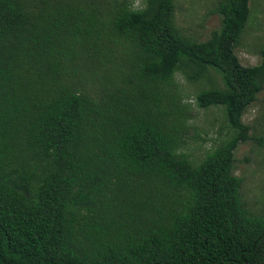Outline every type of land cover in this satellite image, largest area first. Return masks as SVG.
Here are the masks:
<instances>
[{
	"label": "trees",
	"instance_id": "obj_1",
	"mask_svg": "<svg viewBox=\"0 0 264 264\" xmlns=\"http://www.w3.org/2000/svg\"><path fill=\"white\" fill-rule=\"evenodd\" d=\"M204 40L173 0H0V264H264V210L233 172L264 86L234 53L249 0H217ZM222 86L232 133L192 164L175 73ZM225 113V114H224Z\"/></svg>",
	"mask_w": 264,
	"mask_h": 264
},
{
	"label": "rangeland",
	"instance_id": "obj_2",
	"mask_svg": "<svg viewBox=\"0 0 264 264\" xmlns=\"http://www.w3.org/2000/svg\"><path fill=\"white\" fill-rule=\"evenodd\" d=\"M139 5L140 0H132ZM175 23L182 33L204 40L218 27L219 16L213 12L217 0H173ZM250 13L234 53L244 66L259 62L258 51L264 47V0H249ZM176 90L181 103L188 109L189 119L184 144L180 151L192 164L218 146L231 133L221 105L199 108L194 95L201 89L221 87L217 72L209 69L200 79L189 81L175 73ZM225 114V113H224ZM242 122L247 125L250 139L239 142L233 150V172L242 179L241 195L253 211L264 210V86L247 106Z\"/></svg>",
	"mask_w": 264,
	"mask_h": 264
}]
</instances>
